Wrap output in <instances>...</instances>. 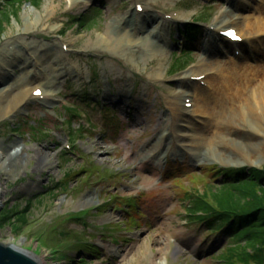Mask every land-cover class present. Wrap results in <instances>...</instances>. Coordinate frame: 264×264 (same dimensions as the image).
Instances as JSON below:
<instances>
[{"label": "rangeland", "instance_id": "obj_1", "mask_svg": "<svg viewBox=\"0 0 264 264\" xmlns=\"http://www.w3.org/2000/svg\"><path fill=\"white\" fill-rule=\"evenodd\" d=\"M239 2L42 0L5 6L2 11L10 19L1 17L0 85L21 75L23 59H30L33 48L42 57L41 64L32 61L36 72L49 79L61 69L63 76L55 79L53 98H30L0 119V151L14 145L25 151L23 158L19 153L10 162L16 163L14 170L0 168L2 243L28 250L43 264H81V259L84 264H221L210 257L213 242L205 239L206 228L187 219L188 193L217 188L222 177L214 167L264 169V155L235 144L223 159L206 151L207 133L187 148L191 140L182 141L178 129L193 136L191 126L205 125L197 118L191 124L177 121L185 107L181 91L191 92L192 84H198L188 74L208 54L205 42L213 51L226 44L208 26L230 4H246ZM259 5L264 17V2ZM133 10L143 19L164 20L161 40L156 32L148 35L153 43H165L162 52L154 55L150 44L145 52L133 53L134 45L116 41L115 23L129 21ZM173 14L179 17L169 21ZM197 17L206 20L203 35L188 45L190 53L181 51L180 29ZM80 20L83 27L75 25ZM146 25L138 37L148 33ZM263 44L245 49L238 65L264 64ZM18 52L24 57H17ZM254 117L264 123V109L255 116L239 115L235 126L249 128ZM87 210L85 220L73 218ZM7 212L10 219L1 222ZM20 216L26 222L17 220ZM227 242L216 252L225 251Z\"/></svg>", "mask_w": 264, "mask_h": 264}, {"label": "bare ground", "instance_id": "obj_2", "mask_svg": "<svg viewBox=\"0 0 264 264\" xmlns=\"http://www.w3.org/2000/svg\"><path fill=\"white\" fill-rule=\"evenodd\" d=\"M259 1L263 2L264 0ZM246 4L242 6L230 4V9L213 24L216 29H223L225 26L237 28L238 33L247 39L242 46H237L243 54L244 49H253L257 45L262 47L261 44L264 43V38L256 41L252 40V37L257 38V35L263 34L264 36V17L261 14L263 8L259 4L251 2ZM139 19L142 20L141 24L137 22ZM155 21L156 23L151 26L150 24ZM163 22L162 20L157 21L153 17L143 19L136 10H133L132 18L129 21L115 23V27H118L116 41L120 43L123 41L129 46L134 45L133 53L145 52L146 47L151 44L153 54L156 55L162 52L165 43H153L148 35L151 32H156V36L161 40V34L165 36ZM122 24L124 27L119 30V26H122ZM146 24L150 28L148 33L138 37L137 35L140 32L147 31ZM139 44L141 50L136 51ZM207 45L209 44L205 42V52L208 54L202 56L200 64L188 74V77H199L201 81L210 86V89H201L198 84H192V88L189 89L191 92L183 90L182 93L190 98V105L182 110L177 121L178 123L189 124L191 119L197 118L203 121L205 129L193 125L191 126L194 132L193 136H188L187 131L184 132L181 129H178L177 133L186 136V139L190 138L191 142L184 145L187 148L190 147V144L196 143L197 137L202 138L207 133L206 151H214L223 159L231 155L230 147H234L235 144L264 155V143L260 142L264 137V123L261 122V119L257 120L254 117V122L250 124L249 128L243 124H238V128L245 131H240L235 126V120L237 121L239 115L242 117L255 116L264 109V64L239 66L240 58H244V55L238 59L228 52L229 47L232 45L230 42L227 43L229 47H226L225 57H220L222 52L219 53L217 49H215L216 52L210 48L207 49ZM46 55L51 54L48 52ZM17 57L23 58L24 55L18 52ZM40 60L42 61V57L39 51L33 48L30 59L25 57L23 59L24 66H22L21 75L11 82L0 85V119L3 118L2 116H7V114L20 109L31 97L40 96L41 99H49L53 96V90L51 89L56 85L55 79L63 76L62 70H53L54 75L49 80L42 72L36 73L34 65L32 66V61L37 65ZM156 73L158 77V74L161 75L162 71L159 69V72ZM210 132H213V134L211 135ZM243 132L248 135H244ZM229 136H231L230 140H228ZM214 137L219 138L218 143L215 142ZM186 139L182 141L187 142ZM156 144L158 145L159 141ZM24 152L15 145L9 147L7 152L0 151V168H6L9 165L14 170L16 163L10 164V162L19 153L23 158ZM1 200L0 193V204ZM36 259L40 264H43L40 258Z\"/></svg>", "mask_w": 264, "mask_h": 264}, {"label": "trees", "instance_id": "obj_3", "mask_svg": "<svg viewBox=\"0 0 264 264\" xmlns=\"http://www.w3.org/2000/svg\"><path fill=\"white\" fill-rule=\"evenodd\" d=\"M22 1L37 4L42 2V0H0V33L3 31L4 24L1 17L10 19L2 10L5 6ZM99 11V7L94 8L92 12L94 17ZM76 20L78 19L74 18L72 22ZM80 21V26H83L85 23ZM180 32L187 42L182 45H185V51L190 53L188 45L203 35L202 30L192 25L180 29ZM72 116L77 114L73 112ZM109 119L114 120L115 117ZM214 168L217 176L222 177L219 186L206 193H188L190 202L187 206V219L190 224L203 225L206 228L209 236L207 240L215 238L216 243H213L211 247L210 257L217 263L264 264V169ZM10 217V213L2 215L1 222ZM22 219V223L26 222V216L18 218L19 221ZM213 235L215 236L211 239ZM227 239L225 251L216 252L218 245ZM91 248L96 250L95 247ZM81 262L84 264L85 261L81 259Z\"/></svg>", "mask_w": 264, "mask_h": 264}, {"label": "water", "instance_id": "obj_4", "mask_svg": "<svg viewBox=\"0 0 264 264\" xmlns=\"http://www.w3.org/2000/svg\"><path fill=\"white\" fill-rule=\"evenodd\" d=\"M1 207V205H0ZM0 264H40L36 257L23 248L0 241Z\"/></svg>", "mask_w": 264, "mask_h": 264}]
</instances>
